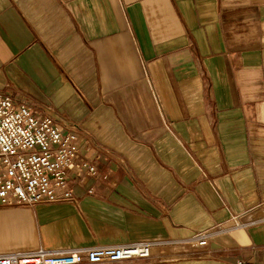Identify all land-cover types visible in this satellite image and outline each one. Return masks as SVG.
<instances>
[{"label":"crops","instance_id":"crops-1","mask_svg":"<svg viewBox=\"0 0 264 264\" xmlns=\"http://www.w3.org/2000/svg\"><path fill=\"white\" fill-rule=\"evenodd\" d=\"M0 92L127 167L0 206V251L148 242L186 249L111 264H264V0H0Z\"/></svg>","mask_w":264,"mask_h":264},{"label":"built area","instance_id":"built-area-1","mask_svg":"<svg viewBox=\"0 0 264 264\" xmlns=\"http://www.w3.org/2000/svg\"><path fill=\"white\" fill-rule=\"evenodd\" d=\"M58 122L69 132H62ZM77 128V124L58 114L39 118L29 104L0 92V206L33 207L39 202L74 199L69 186L71 173L88 175L93 182H110L111 178L103 175L109 166L118 164L127 169L124 160L112 150L98 149L88 156V150L78 142ZM241 225L238 215L233 214L227 223L201 229L191 238L197 245H205L212 235ZM150 248L148 242H131L0 251V264H111L148 256ZM235 264L245 263L237 259Z\"/></svg>","mask_w":264,"mask_h":264},{"label":"rangeland","instance_id":"rangeland-1","mask_svg":"<svg viewBox=\"0 0 264 264\" xmlns=\"http://www.w3.org/2000/svg\"><path fill=\"white\" fill-rule=\"evenodd\" d=\"M240 220V219H239ZM241 221V220H240ZM242 222V221H241ZM192 239V238H191ZM194 240V239H192ZM193 243L196 244V242L194 241ZM184 246H181V247H165V248H160V250H157L156 248H150V249H153V251H155V254L158 253L159 255L161 254H164L165 258H167L166 256L167 255H172L173 252H178L177 250H181V249H186V248H183Z\"/></svg>","mask_w":264,"mask_h":264}]
</instances>
